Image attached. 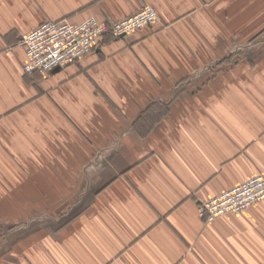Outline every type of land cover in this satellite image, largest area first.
Masks as SVG:
<instances>
[{"label":"crops","instance_id":"obj_1","mask_svg":"<svg viewBox=\"0 0 264 264\" xmlns=\"http://www.w3.org/2000/svg\"><path fill=\"white\" fill-rule=\"evenodd\" d=\"M158 21L26 73L47 19ZM264 173V0H0V264H264V200L200 202Z\"/></svg>","mask_w":264,"mask_h":264},{"label":"built area","instance_id":"obj_2","mask_svg":"<svg viewBox=\"0 0 264 264\" xmlns=\"http://www.w3.org/2000/svg\"><path fill=\"white\" fill-rule=\"evenodd\" d=\"M158 19L159 14L151 4L114 21L96 17L80 22L47 19L22 33L19 39L26 53L24 71L45 75L58 66L67 67L97 49L106 34L125 37L155 24ZM263 200L264 173H257L198 203V214L205 221L213 222L229 213L245 211Z\"/></svg>","mask_w":264,"mask_h":264}]
</instances>
